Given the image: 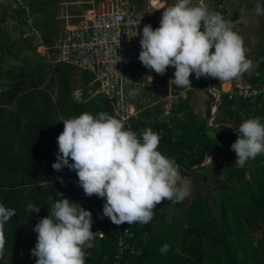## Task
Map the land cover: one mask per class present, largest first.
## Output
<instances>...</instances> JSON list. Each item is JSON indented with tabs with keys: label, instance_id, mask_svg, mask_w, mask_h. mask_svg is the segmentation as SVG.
Here are the masks:
<instances>
[{
	"label": "clouds",
	"instance_id": "1",
	"mask_svg": "<svg viewBox=\"0 0 264 264\" xmlns=\"http://www.w3.org/2000/svg\"><path fill=\"white\" fill-rule=\"evenodd\" d=\"M163 9L159 27L146 24L140 34L138 60L144 67L159 75L174 68L169 83L181 88H191L189 77L193 74L196 79L230 81L251 69L234 23L209 11L202 0L195 5L192 0H176ZM255 14L264 16L260 3ZM121 59L117 56L116 63ZM61 122L63 131L57 137L52 168L75 171L78 186L87 197L105 199L103 216L114 225L148 224L162 201L178 203L191 196L192 186L180 175L179 165L157 150L160 136L151 128L138 134L107 112L95 116L84 112ZM235 130L238 137L231 150L236 155L235 165L244 167L264 153V123L259 117L249 118ZM56 196L51 211L33 229L37 242L31 255L36 264H85V249L97 234L92 231V214L62 198V193ZM26 211L39 213L40 207L29 202ZM14 216V209L0 204V255L5 248V224ZM159 251L166 254L169 245Z\"/></svg>",
	"mask_w": 264,
	"mask_h": 264
},
{
	"label": "trees",
	"instance_id": "2",
	"mask_svg": "<svg viewBox=\"0 0 264 264\" xmlns=\"http://www.w3.org/2000/svg\"><path fill=\"white\" fill-rule=\"evenodd\" d=\"M77 71V77L80 78L78 88L83 90L79 101L73 99L75 88L70 84L68 76L62 73L57 76L59 89L56 101H52L40 89L41 81H29L18 75L9 80L7 89L0 90V204L16 212V216L4 227L7 253H17L24 247L34 249L37 233L33 229L51 211L58 199L56 193H62V198L70 202H76L79 187L70 180L75 171L64 167L58 172L52 168L58 152L57 137L63 131L62 118L69 119L84 112L94 116L107 112L114 117L106 98L99 93L95 94L97 85L93 75ZM185 89L174 87L177 97L171 109L173 117L170 124L161 121L159 114L152 116L150 111L141 110L137 119L130 122V128H151L160 136L158 149L177 147L174 161L179 165L180 172L188 176L190 169L200 165L206 154L214 150L223 153L222 140L227 133L224 127H217V130L195 122L189 98L183 99L179 95ZM210 131L215 132V137L209 135ZM229 140V145L225 147L228 154L233 152L227 149L234 142L232 134ZM69 162L72 163L71 160ZM229 176L238 186L237 195H243L241 197L245 200L236 206L255 210L260 215V222L264 211V153L247 161L244 167L234 164ZM50 195L53 197L51 201L48 199ZM29 202L40 207V212L29 214L26 211ZM220 208L224 221L226 210L222 202ZM131 226L138 240L136 252L126 254L121 264H203L210 259L218 244L226 256L224 264H259L256 260L253 263L254 259L248 255L241 259L234 244L227 241L216 221H210L205 216H202L201 223L185 230L178 252L173 245L163 243L140 223ZM217 231L219 234L216 242L213 233ZM145 232L147 239L144 240L142 236ZM206 235L213 240L207 252L200 243ZM92 242V246L85 250V264H113L111 258L116 251L114 234L107 233L104 239ZM164 244L169 245V251L163 255L159 249ZM2 257L4 255H0V264H5Z\"/></svg>",
	"mask_w": 264,
	"mask_h": 264
},
{
	"label": "rangeland",
	"instance_id": "3",
	"mask_svg": "<svg viewBox=\"0 0 264 264\" xmlns=\"http://www.w3.org/2000/svg\"><path fill=\"white\" fill-rule=\"evenodd\" d=\"M176 0H137L136 3L144 10L149 24L153 29L159 27V22L162 16L163 8L171 6ZM201 0H192V3L198 4ZM209 11H217L222 14L223 18L228 21H239L243 29H246L244 38V46L247 49L246 56L254 52V48L258 45L264 44V16H257L255 11L253 13L249 10L256 8L257 3L262 5V0H202ZM89 0H34L33 6L36 7L35 22L38 28L42 31L46 38L47 44H50L52 39L61 33L66 27L77 23L78 17L89 7ZM36 4V5H35ZM249 9V10H248ZM255 10V9H254ZM7 22L0 28V90L8 88L9 80L15 76H22L29 81H41L40 89L46 92L52 101H56L59 85L57 82L58 74H66L70 84L75 88L72 93L74 100L79 101L82 98L83 90L78 88L80 85V78L77 77V70H67L62 65L49 64L42 56L41 51H37L36 46L23 43L19 35V27L17 26L15 15L7 17ZM237 32V30H236ZM254 42V43H253ZM264 56V52H263ZM133 71V72H132ZM195 75V74H193ZM264 78V66L261 68L258 77L251 79L250 85H255ZM196 86H202V80L195 82ZM127 89L130 93L133 104L140 110L150 111L152 116L160 115V120L170 124L172 119L171 109L176 103V95L174 85L169 83L168 79L156 76L148 81L137 69L131 70L126 81ZM171 88V95L173 96V103L169 108V114L164 113V107L168 102L167 96ZM183 99H186L182 92L179 94ZM221 103H227L225 98L220 95ZM252 105V104H251ZM247 108L245 119L255 116H264V111L261 108L251 109ZM192 108V107H191ZM228 112V111H227ZM226 108H221L220 117L226 115ZM232 112L230 116L239 117V113ZM230 140L226 136L222 140V145H229ZM162 155L173 160L177 149L171 147L168 149L159 150ZM224 157V154L220 156ZM233 164L230 165V170ZM232 180V179H231ZM233 181V180H232ZM246 181L248 178L246 177ZM236 185V184H235ZM229 187V186H228ZM236 186L235 191L229 192L230 200H226L225 205L222 201L223 208L228 212L226 219L222 221L220 212L219 199L214 198L210 201H190L178 202L162 201L156 205L154 209L153 219L148 224L143 225L147 231L159 237L163 243L173 245L176 252L179 251L180 241L186 229L198 225L202 221V216H205L210 221H216L220 230L224 232V237H232L236 232L237 238H242L243 223H250V231L254 234L257 231L260 215L255 210L249 211L245 207L236 206L238 202L245 201L243 195L238 196ZM219 200V201H218ZM241 208L247 209L242 218ZM239 211V212H236ZM198 215L197 224L190 223ZM216 215V217H215ZM258 215V218H256ZM230 227V230H228ZM232 232V233H231ZM213 240L217 239L219 232H214ZM143 239H147V233L143 234ZM168 239H173L170 243ZM213 240L207 235L200 240L201 246L207 252L208 248L213 244ZM217 242V240H216ZM93 243V242H92ZM176 243V244H175ZM212 251V256L209 260L204 261L203 264H224L226 256L220 244ZM263 248L260 244V249ZM7 247L5 246L3 260L5 264H10L9 256L7 255ZM241 253V252H240ZM164 255V254H163ZM261 259H256L259 264H264L263 254H259ZM240 257L243 259L244 255ZM255 263V260H254Z\"/></svg>",
	"mask_w": 264,
	"mask_h": 264
},
{
	"label": "built area",
	"instance_id": "4",
	"mask_svg": "<svg viewBox=\"0 0 264 264\" xmlns=\"http://www.w3.org/2000/svg\"><path fill=\"white\" fill-rule=\"evenodd\" d=\"M11 1L13 9L17 12L15 20L22 42L36 46L37 51L42 52L49 64L91 73L97 85L95 94L99 93L106 98L114 117L119 119L126 129L130 128V122L136 120L141 111L133 104L126 86L131 70L137 69L148 81L156 76L164 77L168 81L174 78V68L169 67L164 75H159L144 67L138 60L141 50L140 34L144 25L149 22L144 10L132 0H101L93 4L78 17L76 24L66 27L50 44H47L42 31L36 25L34 0ZM116 55L122 58L117 63ZM205 78L210 81V77ZM208 91L213 96L216 109L221 92L210 85ZM223 93L230 102L239 100L252 103L264 111V78L255 85H230ZM172 97L169 88V103L164 107L166 115L169 114L173 103ZM143 130L138 128L133 131L139 134ZM70 180L78 185L75 172ZM75 203L92 214V231L97 233L92 241L104 239L107 233L114 234L116 251L111 258L113 264H121L128 253L135 254L138 240L132 226L127 223L114 225L103 216L104 198H98L96 195L87 197L79 187ZM259 228L264 245V211Z\"/></svg>",
	"mask_w": 264,
	"mask_h": 264
},
{
	"label": "crops",
	"instance_id": "5",
	"mask_svg": "<svg viewBox=\"0 0 264 264\" xmlns=\"http://www.w3.org/2000/svg\"><path fill=\"white\" fill-rule=\"evenodd\" d=\"M99 1L101 0H89L90 2L89 7L85 11L90 9L93 4H96ZM36 7H34V18L36 14ZM262 7H264V0H262ZM254 9L253 10L248 9V10L249 12L253 13L255 11ZM10 15H15V17L17 16V12L13 9L12 1L0 0V28L3 25H5L4 21L7 22L8 20L7 17H9ZM233 23H234L233 30L234 31L237 30V32L242 36L244 40L247 34L243 32H245L246 29H243L241 27L238 20L233 21ZM212 51H214V49ZM253 51L254 52L249 53L246 56V58L251 61L252 67L249 71L243 73L241 76L234 78L230 81H219L218 79L210 78L209 82L207 78L201 77L202 86H196L195 82L200 79H196L195 75H191L189 77V79L191 80V88H186L185 90L182 91L184 97L189 98V103L190 106L192 107L195 116V122L197 124L204 123L207 127L215 128L217 130H218L217 127H224L226 128L225 132L227 133L228 139H230L232 134L234 137V142L238 137V133L236 132L235 128L238 129L240 124L245 120H247L245 119L246 118L245 113L247 111V108H250V105L252 103H247L239 100L230 102L225 98V94L223 93V91H225L230 85H235V84L241 86H249L251 83V79L253 78L255 79L256 77H258L261 68H263L264 66V56H263L264 44L256 46ZM262 80H260L258 83H260ZM209 85L220 91L221 96L225 98L227 103L224 104L221 103L220 102L221 99L219 97V105L215 109L213 96L208 91ZM222 107L226 108L228 112L226 113L225 116L223 115V117L221 118L220 111ZM251 107H252L251 109L253 110L257 106H254L252 104ZM232 112H237L234 113L237 115L239 113L238 115L239 117L230 116ZM256 117H259L261 123H264V116L260 117L254 115L251 118H256ZM209 135L213 138L215 137V132L210 131ZM226 146L227 145H222L224 157L226 156L225 159H223V157L222 158L220 157L221 155H223L222 152L220 153V151L216 152L214 150L212 151V153L210 152V154L209 153L206 154L204 161L200 165L192 167L188 173V176H185L180 172V175L184 178V180L189 182L190 185L192 186V194L189 198H186L184 202L187 201L190 202L201 199H204L205 201L206 200L210 201L211 199L214 198L215 200L217 199L221 200V201L218 200L219 202L224 201V205H225L226 200L228 201L230 200L229 192L235 191L237 186L235 185L236 183L234 182V180L232 181L229 176L230 165L233 164L231 168L234 167L236 155L234 152L228 154L226 152L227 150L225 149ZM175 148L177 149V147ZM227 149L231 150V147ZM159 150L161 149H158V151ZM209 157L211 158V162ZM245 211H247V209L241 208L240 214L242 218L245 217L244 215ZM226 216H228V212H226ZM197 222H198V215L194 219V221L190 223V226H192V224L193 225L197 224ZM248 225H250V223L248 222H244L242 225L243 226L242 238H237L236 232H233L235 233V235L233 234L232 237L227 236L226 239L229 243L234 244L239 255L241 254H243L244 256L248 255L252 259L256 260V259H261L259 254L262 253L263 254L262 258L264 259V245L261 239L259 224L257 231H255L254 234H252V232L250 231V226ZM228 230H230V227H228ZM172 241L173 239H168V242L171 243ZM92 244L93 243L91 241L90 246L87 247L86 249L90 248ZM260 244L263 247L261 249H260ZM7 255L9 256L8 259L10 261L9 262L10 264H36V258L31 255L30 249L28 247H24L21 251L17 253H7Z\"/></svg>",
	"mask_w": 264,
	"mask_h": 264
},
{
	"label": "water",
	"instance_id": "6",
	"mask_svg": "<svg viewBox=\"0 0 264 264\" xmlns=\"http://www.w3.org/2000/svg\"><path fill=\"white\" fill-rule=\"evenodd\" d=\"M135 2L137 1V0H134Z\"/></svg>",
	"mask_w": 264,
	"mask_h": 264
}]
</instances>
